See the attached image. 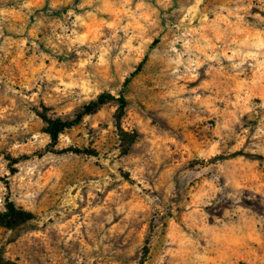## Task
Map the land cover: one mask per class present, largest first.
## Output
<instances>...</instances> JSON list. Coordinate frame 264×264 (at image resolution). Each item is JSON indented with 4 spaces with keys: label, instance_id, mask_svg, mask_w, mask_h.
Segmentation results:
<instances>
[{
    "label": "rangeland",
    "instance_id": "374dc122",
    "mask_svg": "<svg viewBox=\"0 0 264 264\" xmlns=\"http://www.w3.org/2000/svg\"><path fill=\"white\" fill-rule=\"evenodd\" d=\"M9 202L0 264H264V0H0Z\"/></svg>",
    "mask_w": 264,
    "mask_h": 264
},
{
    "label": "trees",
    "instance_id": "16d2710c",
    "mask_svg": "<svg viewBox=\"0 0 264 264\" xmlns=\"http://www.w3.org/2000/svg\"><path fill=\"white\" fill-rule=\"evenodd\" d=\"M142 67V63L139 65L137 70L133 73L135 74ZM132 74V75H133ZM130 81V78H127L125 81L126 84ZM115 100L119 103V109L123 111L128 105V100L126 96L122 93L120 96L112 95L111 93H102L97 99L90 101L88 104L84 105L83 109L75 115L73 119H64L61 117H45V122L47 123L45 131L50 136L52 143L56 144L58 141L60 133H62L66 128L78 124L85 114H89L103 104ZM249 154V153H248ZM32 217V213L24 209H18L14 203L9 202L7 204L6 211L0 210V223L7 225L17 224L19 221H25Z\"/></svg>",
    "mask_w": 264,
    "mask_h": 264
}]
</instances>
